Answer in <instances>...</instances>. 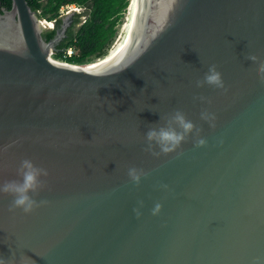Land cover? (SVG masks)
I'll return each mask as SVG.
<instances>
[{
  "label": "water",
  "instance_id": "95a60500",
  "mask_svg": "<svg viewBox=\"0 0 264 264\" xmlns=\"http://www.w3.org/2000/svg\"><path fill=\"white\" fill-rule=\"evenodd\" d=\"M74 14L45 41L26 0L0 11V184L23 159L48 172L31 214L0 194V257L264 264V83L247 59L264 60V0H136L121 49L84 66L50 58ZM213 64L226 91L196 87ZM176 110L206 144L151 155L146 132Z\"/></svg>",
  "mask_w": 264,
  "mask_h": 264
},
{
  "label": "clouds",
  "instance_id": "9594fccd",
  "mask_svg": "<svg viewBox=\"0 0 264 264\" xmlns=\"http://www.w3.org/2000/svg\"><path fill=\"white\" fill-rule=\"evenodd\" d=\"M171 3L175 4L176 0H171ZM247 59L253 63H257V76L261 83H264V60H258V57L255 55H250ZM204 85L226 91L222 75L217 70L215 64L210 65L203 79L196 82V87L198 88ZM198 99L203 101L205 98L199 97ZM200 118L208 122L210 127H214L212 121H214L215 117L212 114L204 111L201 112ZM160 119L165 121L164 125L159 128H150L145 134L147 142L145 151H148L151 155H167L177 151L181 144L186 142L189 135L193 133L196 137L195 147H203L206 144V140L200 138L201 129L197 128L191 120L187 119L182 111L176 110L170 116L160 117ZM155 148H158L159 151H155ZM127 174L134 184H139L141 177L145 175L142 170L135 167L129 168ZM17 175L20 177L19 180L5 181L0 184V194L12 197L9 207L10 211L19 209L27 215L31 214L36 208L47 204L46 200L37 202L34 198L45 188V180L42 179V177L48 176L45 168L36 166L30 159H23L17 169ZM160 209L161 205L157 203L153 208V215L157 214ZM137 215H139V212H137ZM23 259L22 257L21 264H23ZM0 264H8V260L0 257Z\"/></svg>",
  "mask_w": 264,
  "mask_h": 264
},
{
  "label": "trees",
  "instance_id": "16d2710c",
  "mask_svg": "<svg viewBox=\"0 0 264 264\" xmlns=\"http://www.w3.org/2000/svg\"><path fill=\"white\" fill-rule=\"evenodd\" d=\"M26 2L38 18L54 21L53 29L42 32L45 41L53 38L61 22L59 18L61 8L75 5L82 9V12L74 14L65 37L56 45L54 51V56L62 59L64 49L72 46L75 54L67 58V61L75 63L106 55L129 6V0H26ZM10 8L11 0H0V11Z\"/></svg>",
  "mask_w": 264,
  "mask_h": 264
},
{
  "label": "bare ground",
  "instance_id": "6f19581e",
  "mask_svg": "<svg viewBox=\"0 0 264 264\" xmlns=\"http://www.w3.org/2000/svg\"><path fill=\"white\" fill-rule=\"evenodd\" d=\"M135 2H136V0H129V6H128L127 11L125 13V19L121 25V33H120L121 35L119 36L118 41H116L117 43L115 44V46H113L111 48V50L108 51V53L105 56L99 58L97 61L89 62L86 64H78V66H84V65L103 62L104 60L113 56L116 52H118L121 49L122 43L127 36L128 29H129V26H130V23H131L133 14H134ZM41 24L44 25V27L48 28V29H50L53 25L51 22H47V21H41ZM50 58H51V55H50ZM51 60H54V59L51 58ZM54 61H56V60H54ZM57 62H60V61H57ZM72 65H75V64H72Z\"/></svg>",
  "mask_w": 264,
  "mask_h": 264
},
{
  "label": "rangeland",
  "instance_id": "374dc122",
  "mask_svg": "<svg viewBox=\"0 0 264 264\" xmlns=\"http://www.w3.org/2000/svg\"><path fill=\"white\" fill-rule=\"evenodd\" d=\"M68 11H69V8H68V7H63V8L60 10V16H64ZM80 12H82V9H79V13H80ZM81 19H83V17H82ZM124 19H125V15H124V17H123V21H124ZM45 21H47V20H45ZM47 22H49V21H47ZM52 27H53V25H52ZM52 27H51V29H52ZM51 29H49V30H51ZM120 33H121V26L118 25V27H117V34H116V37H115L114 41L110 44V46H109V48H108V51H110L111 48H112L113 46H115V44L117 43L116 41H118V38H119V36L121 35ZM108 51H107V53H108ZM107 53H106V54H107ZM52 54H53V53H52ZM51 58L54 59V60H56V61L59 60V59H58L56 56H54V55H51ZM98 59H99V58H92V59H90L89 61H84V62L79 63V64H86V63H89V62H94V61H97ZM59 61H60V60H59Z\"/></svg>",
  "mask_w": 264,
  "mask_h": 264
},
{
  "label": "built area",
  "instance_id": "2783aa9c",
  "mask_svg": "<svg viewBox=\"0 0 264 264\" xmlns=\"http://www.w3.org/2000/svg\"><path fill=\"white\" fill-rule=\"evenodd\" d=\"M65 7H68L69 8V11H75V12H79V9H81V8H79V7H77V6H75V5H67V6H65ZM62 9V8H61ZM68 11V12H69ZM75 53H74V49H73V47L72 46H70V47H67L66 49H64V51H63V55H62V59H59L60 60V62H66V63H72V64H75V65H78L79 63H75L74 61H67V58H71L73 55H74ZM51 55H54V53L53 54H51ZM58 60V61H59Z\"/></svg>",
  "mask_w": 264,
  "mask_h": 264
},
{
  "label": "flooded vegetation",
  "instance_id": "af4514ba",
  "mask_svg": "<svg viewBox=\"0 0 264 264\" xmlns=\"http://www.w3.org/2000/svg\"><path fill=\"white\" fill-rule=\"evenodd\" d=\"M68 13V12H67ZM61 16H59V18H60ZM73 18H74V16H73ZM51 22H53V28H54V21H51Z\"/></svg>",
  "mask_w": 264,
  "mask_h": 264
}]
</instances>
